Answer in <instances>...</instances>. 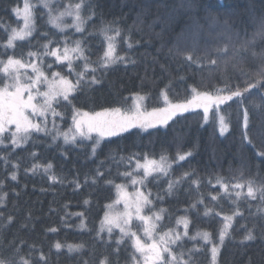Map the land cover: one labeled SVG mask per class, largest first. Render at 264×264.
<instances>
[{
	"label": "trees",
	"instance_id": "trees-1",
	"mask_svg": "<svg viewBox=\"0 0 264 264\" xmlns=\"http://www.w3.org/2000/svg\"><path fill=\"white\" fill-rule=\"evenodd\" d=\"M123 1L92 0L96 15L84 25L83 33L77 32L74 27H68L64 33H60L46 23V15L43 20H38L40 33L54 34L51 38L57 40L67 36L69 47H73L76 40H81L89 60L96 62L103 55L105 46L100 29L126 12H135L137 15L133 22L126 23L130 25V29L129 26L121 23L117 25L123 31V35L118 40L117 54L130 57L135 60V64L120 62L111 66L106 72H97L101 83L85 86L73 101L77 107L98 110L101 106H109L113 101H119L124 97L128 98L126 103L129 106L132 94L139 93L147 97V108H152L161 105L162 97L159 93L165 85H171L169 95L175 101L184 98L187 85H195L201 90H207L209 86L222 88L238 83L241 87H246L244 81L247 77L241 76L237 81L235 75L240 71L251 75L258 67L264 66L259 58L260 53L264 52V45L248 50L243 56L236 55L235 59L232 52L235 33L239 31L242 35L249 20L259 18L264 13V0H190V7L189 0ZM23 2L24 0H0V23L10 27L22 25L21 20L11 12V8L17 4L22 7ZM30 2L35 3L36 0ZM77 2L79 0H59L55 3V8L57 11H63L64 5H74ZM213 8L222 11L221 19L215 21L213 28L215 35L218 34L219 26L225 29L226 19L232 25V41L219 42L216 46L223 49L227 44L229 48L227 56L216 54V47L210 46L212 44L210 32L200 22V19ZM89 14L87 9L82 12L84 17ZM153 22L159 24V28L169 39L153 34L150 29ZM64 24L71 26L72 17H68ZM191 24L194 26L192 29L189 28ZM187 31L190 32L189 36H185ZM248 31L251 34L253 29L249 28ZM126 37H130L128 42L133 44L131 49L125 42ZM3 39L6 37L0 31V43ZM44 42L39 33H35L29 41H17L15 53L17 56L23 53L24 59L27 60L29 51L39 50L43 53L40 45ZM235 46L239 47L238 44ZM253 52L256 53L255 56L252 55ZM186 55H192V61L183 59ZM46 59L47 63H52L54 58ZM213 59L217 61L216 67L210 66V61ZM225 61L228 63L225 64ZM83 64V60L74 61L76 71H80ZM95 66L96 64L93 63L92 67ZM52 71L67 74V64L65 63L63 67L55 65ZM90 75L89 72V77ZM229 76L233 79L229 80ZM180 77L186 78V84L180 82ZM69 78L75 80V76ZM257 102L254 92L246 101L250 105ZM57 111L65 112V109L61 107L57 108ZM243 111L239 100L230 102L227 107L222 106L221 114L226 117V122L229 124V130L223 136L219 134L218 121L202 126V112L197 109L194 112L184 113L182 118L174 123L169 122L167 128L149 130L150 134L132 130L131 135L124 133L118 137L107 138L94 157L90 153V144L77 147L69 145L66 146L69 155L65 159L55 145L50 146V137L45 138L42 133L34 134L29 143L17 148L10 157L11 162L20 165L17 181L5 179L13 169L9 166L5 170L4 162L0 160V180L5 181L0 191L8 193L5 206L0 207V212L4 213L0 218V225L5 223L9 213L15 217V223L11 226L0 228V243H6L15 234L19 239L26 241L25 244L20 245L22 256H27L29 247L35 244L37 248H42L46 255H50L49 264H84V261H88V264H99L100 259L109 256L116 249L115 241L120 237V232L116 229L110 241L106 231L100 234L104 242H101L100 237L97 236L101 218L106 210L105 205L115 198V184L126 182L128 177L121 174L128 171L136 176H142L140 170L135 168V158L131 161L127 158L138 154L142 162L145 155L149 159H159L162 154L175 157L178 151L193 149L195 153L193 157L181 162L180 166L173 165L170 176H158L153 173L146 181L147 188L143 187L146 193L149 190L152 193L151 198L155 207L151 211L167 209L160 231L178 227L183 233V225L177 226L176 219L187 215L190 220L189 236L195 235L197 230L204 229L213 232V239L216 240L217 229L223 223L222 215H231L234 211H239L242 215L234 218L233 228L230 229L231 237L221 249L218 264H249V260L254 264H264V216L257 211L258 208L264 209V202L260 200L259 192H255V199L247 195L250 180L253 181L254 189L264 183V162L257 155L259 151L264 150L260 146V139L264 137V112L250 109L249 136L256 145L253 148L246 142H241L244 132ZM56 120L60 122L62 129H67L71 122L70 108L66 111L64 119L57 117ZM59 143L63 144V141ZM7 151L10 152L11 149ZM32 152L38 154L35 159L30 155ZM121 157L125 159L121 160ZM48 162L54 165L50 173L45 174L42 170L36 173L26 171L33 163ZM98 167L105 175L103 179L93 184L92 177ZM190 170L196 172L192 180L198 178L202 180L199 188L192 184L191 180H187L169 195L166 191L169 179L174 180L183 172ZM52 174L59 177L58 182L48 180V175ZM217 177L228 185L227 192L216 183ZM108 180H112L113 184L108 185L106 183ZM76 181L81 185L79 189L76 188ZM235 184H241L242 187L233 188ZM236 192L241 193L239 199L235 196ZM201 194L204 196V204L199 205L198 210L186 213L184 209L198 200ZM157 195L163 197V200H157ZM213 195L218 196L219 199L212 201ZM85 200L89 203L85 204ZM205 206L213 209L209 217L203 215ZM216 212L222 215L216 216ZM29 213L31 219L26 221L25 218ZM76 213L84 215L77 216ZM82 220L85 225L83 228L80 227ZM24 223L27 227L21 228L20 225ZM245 225L247 228L255 226V235L258 238L242 246L239 240L246 232V228L243 227ZM51 228H56L58 231H48ZM56 242L65 245L59 252L52 247ZM67 244L83 245V247L79 251L69 253ZM201 245L203 241L195 242V247L201 250L194 252L191 258L195 264H211L209 251L211 245L204 247ZM193 248L194 242L184 238L181 246L174 248V251L178 258L183 252L182 259L187 260L188 250ZM132 252L129 239L120 245L119 256L111 255L110 259L113 264L117 261L119 264H129L128 257ZM39 254V251L32 253L33 257H38Z\"/></svg>",
	"mask_w": 264,
	"mask_h": 264
},
{
	"label": "snow or ice",
	"instance_id": "snow-or-ice-1",
	"mask_svg": "<svg viewBox=\"0 0 264 264\" xmlns=\"http://www.w3.org/2000/svg\"><path fill=\"white\" fill-rule=\"evenodd\" d=\"M59 0H36L35 3L30 0H24L23 7L19 4L11 8V12L18 20H22V26L10 27L0 23V31L3 32L6 39L0 43V160L4 162L5 170L10 166L12 171L8 173L5 179L17 181V172L20 167L19 163L11 162L10 157L14 154L17 148L29 143L34 134L42 133L45 138L50 137V146L55 145L60 150V155L68 158V151L66 146L77 147L80 145L90 144V153L94 157L97 154L102 142H106L107 138L118 137L124 133L133 134L132 130H138L140 133L150 134L149 129L158 130L159 127L167 128L169 122H175L182 118L184 113L194 112L199 109L202 112V126H205L214 121H218V131L223 136L229 130V124L226 122V117L222 115V106L227 107L230 102L236 100L240 101V106L243 111V127L241 142L251 145L253 148L252 139L249 136L250 131V109H256L264 112V66L258 67L254 74H249L240 71L235 75L237 81L241 76L247 77L244 81L246 87H241L240 84L226 85L225 87L209 86L207 90H201L195 85H187L185 88V95L183 99L173 100L170 98L171 85H165L160 90L159 96L162 97L163 106L152 107L148 110L147 107L139 103H134L132 106H127V97L119 101H113L109 106H101L98 110L89 108L85 110L83 107H77L73 101L76 99L85 86H91L101 83V78L97 76V72H106L111 66L116 63L123 62L125 64H135V60L130 57L118 55L117 45L119 38L123 35V31L118 27V22L113 21L110 24H105L100 33L103 35L104 50L103 55L98 58V61L93 62L89 60L86 54V49L83 47L81 40H76L73 47H69V38L64 36L62 40L51 38L49 32H39L38 20H43L47 16L46 23L52 28L64 33L68 27H74L77 32L83 33L84 25L96 15L95 6L92 5V0H79L73 4L64 5L63 11H57L55 3ZM189 7L191 6L189 0ZM87 9L89 15L84 17L82 12ZM65 16L73 18L71 26L64 24ZM210 19H218V17H210ZM225 30L229 32L228 40L232 41L231 34L232 25L226 19L224 21ZM253 31L249 34L248 29ZM35 33H39L40 37L45 41L40 47L43 53L38 51H29L27 53V60L24 59V54L17 56L15 49L17 41H29L34 37ZM216 39H223V36H218ZM130 37L125 38V42L129 49L133 44L128 42ZM210 43V41H206ZM238 44L237 48L235 45ZM55 45V47H52ZM258 45H264V13L259 18H251L247 26L243 30V34L239 31L235 33V43L232 47L233 59L236 55L243 56L250 49L256 48ZM32 46V45H30ZM179 51V48L177 49ZM229 48L227 44L223 49L217 48L216 54L227 56ZM211 54V53H209ZM256 55L255 52L252 53ZM48 57L54 58L52 63H47ZM261 64L264 65V52L260 53ZM183 59L192 61V55H186ZM83 60V68L76 71L74 61ZM67 64V74L59 71H52L55 65ZM95 63L96 66L92 67ZM228 61H225L227 64ZM211 67L217 66L215 59L210 61ZM254 67V65H253ZM31 69V74H29ZM89 72L91 73L89 77ZM50 73V75H49ZM75 76L73 81L69 77ZM233 79L232 76L228 77ZM181 83L186 84V78H179ZM235 88V90H233ZM253 92L256 95L257 103H246L248 96ZM135 100H145L146 96H141L139 93H133ZM63 107L65 112H58L57 108ZM70 108L71 123L65 130L61 129V125L57 124L56 118L64 119L66 111ZM200 115V113H196ZM49 115H51V125L49 124ZM63 141L60 144L59 141ZM260 146L264 149V137L260 139ZM11 151H7L8 149ZM193 149L187 151H178L175 157H170L162 154L158 160L149 159L147 155L143 157L144 163L140 162L138 154H133V157L127 158L129 161L135 158L136 168L143 169V176L137 178L133 172H125L121 175L124 177H132L133 185H140L147 188L148 178L156 173L159 175L170 176L173 165L180 166L181 162L193 157ZM34 159L37 157L36 152L30 154ZM258 157L264 162V150L257 153ZM125 159L121 157V160ZM54 165L52 162L46 164L33 163L31 168L26 169L27 172L36 173L42 170L45 174L53 171ZM105 173L96 169L95 175L92 177V183L95 184L104 178ZM157 176V178H158ZM196 176L194 170L185 171L179 177L172 180L169 179L167 186V193L171 195L174 190L187 180H191L199 188L202 180H192ZM87 179V178H86ZM48 180L51 182H58L59 177L55 174L48 175ZM4 180H0V189L4 186ZM211 182V181H209ZM108 185H112L113 181H106ZM216 183L227 192L228 185L222 183L220 177L216 178ZM247 195L255 199V192L260 193V200L264 202V183L259 188L252 187L253 181H249ZM76 188L79 189L81 185L78 181L75 182ZM191 187V185L189 186ZM241 184L233 185V188H241ZM117 199L112 204L105 205L104 217L100 221V227L97 236L100 237L101 242L103 237L100 235L105 231L108 233L109 241L114 229H119L120 237L115 241L117 247L110 253L109 256L99 260V264H113L110 259L111 255L119 256V248L122 243L131 240V248L133 252L128 257L129 264H195L191 258L194 252H199L201 249L195 247V242L203 241L201 247L211 245L209 251L211 253V264H218V256L222 247L228 238L231 237L230 229L233 228L234 218L241 216L242 213L234 211L231 215L216 212V216L222 215L223 223L217 229L218 236L214 240V233L208 230H197L195 235L189 236L190 220L187 215L180 216L176 219V225H183V233L169 228L165 232H160L163 227L162 221L165 219L167 209L160 208L157 212H152L151 209L155 207L152 200V193L149 190L147 193L137 188L134 192L129 193L127 186L123 184H115ZM18 195V194H17ZM8 193L0 191V207L5 206ZM237 199L241 197L240 192H236ZM156 199L163 200V197L157 195ZM218 196H211L212 201H217ZM85 204L89 201L85 200ZM123 203V211L115 212L114 208L117 204ZM204 204V196L200 195L198 200L193 201L184 211L198 210L199 205ZM151 213L145 215V212ZM258 213L264 216V209H257ZM213 213V209L205 206L204 217H209ZM77 216H83V213H76ZM4 213L0 212V218ZM136 219L142 225L141 229L132 231V221ZM31 214L25 218L30 220ZM170 219V217H169ZM15 223V217L11 213L7 215L6 221L0 228H7ZM21 228L27 227V224H21ZM80 227H85L83 220ZM246 228L245 234L239 240V244L244 246L249 242L257 240L255 235V226ZM48 231L56 232L58 229L51 228ZM142 231L143 238L139 234ZM184 238L194 242V248L189 249V259L183 260V252L179 254L178 258L174 248L180 247ZM19 240V243L17 241ZM26 241L19 239L17 235H13L11 240L6 243H0V264H49L50 255H46L42 248H37L35 244L29 247V254L27 256L21 255L20 245L25 244ZM57 252H59L65 245L56 242L52 245ZM69 253L79 251L83 245L67 244ZM39 251L38 257H33L32 253ZM51 251V249H50ZM88 264V261H84ZM116 264H119L117 261ZM249 264H254L249 260Z\"/></svg>",
	"mask_w": 264,
	"mask_h": 264
},
{
	"label": "bare ground",
	"instance_id": "bare-ground-1",
	"mask_svg": "<svg viewBox=\"0 0 264 264\" xmlns=\"http://www.w3.org/2000/svg\"><path fill=\"white\" fill-rule=\"evenodd\" d=\"M114 1L119 2V0H114ZM154 1L155 0H152L151 2H154ZM121 2H124V1L121 0ZM120 16L113 19L112 22L117 21L118 25H120V23H121V24H124L125 26H129L128 29H130V25H126V23L129 24V23L133 22V19H135V16H137V15L135 14V12H131V13L126 12L124 15H120ZM210 17H218V19L213 20V19H210ZM221 17H222V11L218 8H213V9H211L210 13L206 14L204 17H202L200 19V22H202L204 27L210 32V37H211V41H212L211 42L212 44H210V46H213L214 48L217 46V44H219V42L221 43V42L228 41L229 33L223 27L219 26V30H218L217 35H215L214 31H213V28H215V21L221 19ZM230 19H231V17H230ZM198 24H199V22H198ZM149 25H150V23H149ZM189 28L192 29V28H194V26L191 24ZM150 29L153 32V34L156 33L160 37H164L166 39H169L167 34L159 28L158 23H156V22L151 23ZM190 29H188V30H190ZM189 34H190L189 31L185 32V36H189ZM218 36H223V39H216V37H218ZM173 41H175V39H173ZM168 44L170 45V42H168ZM217 48H219V47H216L215 49H217Z\"/></svg>",
	"mask_w": 264,
	"mask_h": 264
},
{
	"label": "rangeland",
	"instance_id": "rangeland-1",
	"mask_svg": "<svg viewBox=\"0 0 264 264\" xmlns=\"http://www.w3.org/2000/svg\"><path fill=\"white\" fill-rule=\"evenodd\" d=\"M23 7V6H22ZM68 17H71V16H65L64 17V20H63V22L64 23H66V19L68 18ZM72 20H73V18H72ZM21 22L23 23V21L21 20ZM29 71V74H31V69H29L28 70ZM50 75V74H49ZM161 100V105H159V106H163V101H162V98L160 99ZM134 103H139V104H141L142 106H145V107H147V103H146V99L145 100H135L134 98L133 99H131V102H130V105L129 106H132ZM148 110H151V108H148ZM49 124L51 125V120H52V117H51V115H49ZM56 122H57V124H59L60 125V122L59 121H57L56 120ZM62 129V128H61ZM62 130H65V129H62ZM149 130H151V129H149ZM142 164L144 163V160H142V162H141ZM135 168H136V166H135ZM138 170H140V172L142 173V176H143V169L141 168V169H138ZM128 172H130V171H128ZM142 176H137V178H140V177H142ZM120 184H123V185H126L127 186V191L129 192V193H132V192H134L137 188H140V190L141 191H144L143 190V187L142 186H140V185H133L132 184V177H128V180L126 181V182H123V183H120ZM116 191V190H115ZM117 199V193H115V198H114V200L111 202V203H109V204H112L115 200ZM106 211H107V209H106ZM114 213L115 212H122L123 211V203H119V204H117L116 206H115V208H114ZM145 215H150V213H148L147 211L144 213ZM104 217V216H103ZM102 217V218H103ZM101 218V219H102ZM133 223H135V227L137 228V229H141L142 228V225L140 224V222L139 221H137L135 218L133 219V221H132V231H135L134 229V227H133ZM118 231H119V229H117ZM176 231H178V232H180L181 233V231L178 229V227L175 229ZM114 231V230H113ZM165 231H167V230H165ZM165 231H162V232H165ZM140 235H141V237L143 238V233H142V231H140Z\"/></svg>",
	"mask_w": 264,
	"mask_h": 264
}]
</instances>
